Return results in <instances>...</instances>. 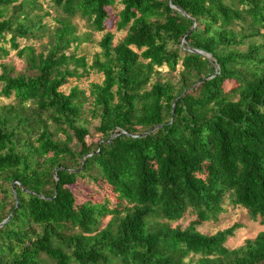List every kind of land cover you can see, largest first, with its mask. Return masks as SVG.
I'll return each mask as SVG.
<instances>
[{
	"label": "trees",
	"instance_id": "obj_1",
	"mask_svg": "<svg viewBox=\"0 0 264 264\" xmlns=\"http://www.w3.org/2000/svg\"><path fill=\"white\" fill-rule=\"evenodd\" d=\"M10 96L0 264H264V229L198 230L264 218V0H0Z\"/></svg>",
	"mask_w": 264,
	"mask_h": 264
},
{
	"label": "rangeland",
	"instance_id": "obj_2",
	"mask_svg": "<svg viewBox=\"0 0 264 264\" xmlns=\"http://www.w3.org/2000/svg\"><path fill=\"white\" fill-rule=\"evenodd\" d=\"M38 1L44 7L48 3V0H38ZM74 22L77 25L79 33L86 31L85 26L81 20L75 19ZM114 34L116 37H118L120 36L121 32L114 31ZM98 38H99V33H92L91 39L81 43L79 47L77 48V51L83 52L87 55V57H90L93 51L97 49L96 41L98 40ZM7 59L12 60L14 64L16 65H20V62L14 56L13 51H9ZM158 69H159L160 75L165 76V77L169 76L174 82L177 78V71L180 68L178 66L177 69L173 72H168L165 66H161ZM92 79L99 80V76L96 75L95 73H92L87 79H81L79 81H69L67 83V86L77 83L80 87H86L87 82H89V80H92ZM9 100H12V96H10L7 99L0 97V101H9ZM95 124H96L95 120H90V122L87 124L88 129H89V134L86 137L87 142L98 138V133H96L93 128ZM258 221H259L258 219L253 221L247 218L246 214L244 213V210L239 207L227 206L225 211L219 216L217 221L203 222L201 225L198 226V230L202 233H212L216 231L217 229L227 227L231 225L232 223H239L241 226L235 228L233 231V234L230 237H228L227 240L225 241V245L227 247H235L241 244L243 239L252 237L259 230L264 229V218L261 224Z\"/></svg>",
	"mask_w": 264,
	"mask_h": 264
},
{
	"label": "water",
	"instance_id": "obj_3",
	"mask_svg": "<svg viewBox=\"0 0 264 264\" xmlns=\"http://www.w3.org/2000/svg\"><path fill=\"white\" fill-rule=\"evenodd\" d=\"M192 50L197 51V50H195V49H192ZM172 106H173V105H172ZM7 218H8V217H6L4 220H2V221L0 222V225H1L4 221H6Z\"/></svg>",
	"mask_w": 264,
	"mask_h": 264
}]
</instances>
